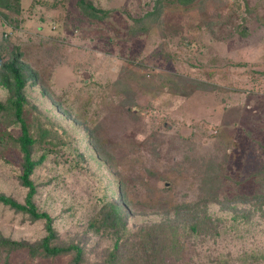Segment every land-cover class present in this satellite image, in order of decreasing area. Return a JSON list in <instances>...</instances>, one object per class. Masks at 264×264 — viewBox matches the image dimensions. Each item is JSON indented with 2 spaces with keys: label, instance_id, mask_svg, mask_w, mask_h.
I'll return each instance as SVG.
<instances>
[{
  "label": "rangeland",
  "instance_id": "rangeland-1",
  "mask_svg": "<svg viewBox=\"0 0 264 264\" xmlns=\"http://www.w3.org/2000/svg\"><path fill=\"white\" fill-rule=\"evenodd\" d=\"M90 1L109 14L90 18L77 0H20L3 21L0 5V67L20 46L38 73L24 111L34 132L47 131L33 154L45 157L32 175L34 201L54 218L59 241L100 240L90 261L103 260L112 241L90 233L89 221L120 195L121 182L132 204L131 233L162 223L175 205L203 208L204 197L217 192L235 206L210 201L217 230L187 232L180 260L169 264H264V212L242 201L255 192L248 177L264 162V0L167 6L144 20L157 0ZM8 95L0 86V100ZM15 120L0 116V192L24 202ZM0 234L33 242L46 229L43 220L0 204ZM71 259L18 252L11 264Z\"/></svg>",
  "mask_w": 264,
  "mask_h": 264
},
{
  "label": "trees",
  "instance_id": "trees-1",
  "mask_svg": "<svg viewBox=\"0 0 264 264\" xmlns=\"http://www.w3.org/2000/svg\"><path fill=\"white\" fill-rule=\"evenodd\" d=\"M205 0H157L154 9L145 15V18H159L167 6L180 7L192 10ZM20 0H2V19L7 20L8 11L19 8ZM77 5L81 11L90 18L103 19L109 11L96 7L90 0H77ZM137 20V19H135ZM146 27H143V29ZM38 83V73L30 68L23 58L20 46L10 52L7 60L3 61L0 67V86L8 90V98L5 102L0 100V116L7 112L15 117V122L21 124V134L15 138L16 144L22 154L23 172L20 175L21 183L28 188V193L24 202L15 197L0 192V204L24 215V218L32 221L43 220L46 234L37 241L18 240L0 234V260L3 264H11V257L14 253L26 252L29 258H57L61 256H72L73 264H169L172 261H179L180 255L184 251L187 242L186 233L194 235H204L209 231L217 230L218 225L211 215L207 213V206L210 201L219 202L226 210H231L233 206L226 205L220 199L218 193L205 196L202 203L203 208L198 206L190 207L188 203L175 205L173 214L160 224H155L149 228H141L138 233L128 231L129 210L131 202L126 194L125 185L119 184L120 195H114L112 200L106 201L100 210V214L89 221V232L99 236H107L111 239L112 245L107 249V256L103 260L90 261V255L99 247L100 240L94 246L86 243H74L59 241L58 230L54 226V218L46 211L38 208L34 201L37 193V186L32 178L35 169L42 164L44 155L36 159L33 154L38 144L43 143L47 131H35L25 119V106L28 103L26 88L29 83ZM99 154L112 162L109 155L102 152L100 143L91 138ZM264 150V146H263ZM209 181L214 185V180L209 176ZM256 184V190L252 195H246L242 201L259 204L264 212V162L261 168L250 177ZM237 199H232V201ZM201 203L196 202L195 205ZM158 206V204H157ZM161 210V209H160ZM167 215L170 214L167 207L163 208ZM88 232V231H87ZM139 236V238H135ZM91 246L94 247L91 250ZM220 262L218 264H225ZM185 264H189L186 262ZM205 264V263H200ZM243 264H261L254 262H244Z\"/></svg>",
  "mask_w": 264,
  "mask_h": 264
}]
</instances>
